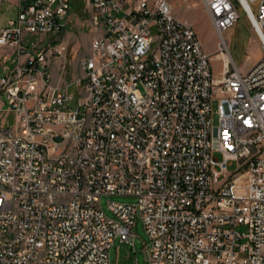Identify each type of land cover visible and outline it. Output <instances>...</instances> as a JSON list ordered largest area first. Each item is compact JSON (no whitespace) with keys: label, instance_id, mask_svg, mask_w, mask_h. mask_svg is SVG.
Here are the masks:
<instances>
[{"label":"built area","instance_id":"built-area-1","mask_svg":"<svg viewBox=\"0 0 264 264\" xmlns=\"http://www.w3.org/2000/svg\"><path fill=\"white\" fill-rule=\"evenodd\" d=\"M200 1L221 53L245 12L262 49L248 70L213 71L169 0H86L95 35L71 92L50 73L66 45L40 40L72 0H18L0 28V67L4 49L16 60L0 76L15 117L0 120V264H109L138 213L149 264H264V0ZM103 195L136 201L109 200L110 218Z\"/></svg>","mask_w":264,"mask_h":264},{"label":"rangeland","instance_id":"rangeland-1","mask_svg":"<svg viewBox=\"0 0 264 264\" xmlns=\"http://www.w3.org/2000/svg\"><path fill=\"white\" fill-rule=\"evenodd\" d=\"M15 0H0V27L7 25L9 19H15L18 13V6ZM175 16L185 23L191 25L201 41L203 49L210 55L212 69L218 72L221 67L222 59L219 54L229 55L234 64L245 72L252 66L255 59L262 55L261 45L257 36L253 32L250 22L245 12L240 9V16L232 27L225 30L222 37L225 40V48L221 53L218 50L217 42L219 35L214 30L210 16L206 11L204 4L200 0H169ZM255 9V5H253ZM95 35L90 24V9L86 0H72L71 8L67 16L65 30L56 35H46L40 40L42 44L48 42H59L67 47L64 58L52 60L50 73L53 81L58 85H67L71 92H75V86L72 81L82 74L80 63L86 56L90 41ZM29 39L33 42L40 39L39 35H30ZM40 43V44H41ZM5 50V51H4ZM2 52L7 53V69L0 67V76L12 68L16 62L15 56L6 49ZM9 54L11 55L9 57ZM64 61V64H63ZM253 63V64H252ZM74 104V102L72 103ZM217 102L212 104L213 111L216 110ZM0 120H5L6 125L13 126L15 117L5 111L0 112ZM217 116L214 114V122ZM219 157V154H216ZM236 167L235 162H231L229 170ZM122 203H134L136 197L128 195H103L100 199V205L106 216L115 218V215L108 207V201ZM135 238L133 243L120 241L116 238L109 250V264H149L145 253V246L149 243V236L145 230L142 218L138 213L134 225Z\"/></svg>","mask_w":264,"mask_h":264},{"label":"crops","instance_id":"crops-1","mask_svg":"<svg viewBox=\"0 0 264 264\" xmlns=\"http://www.w3.org/2000/svg\"><path fill=\"white\" fill-rule=\"evenodd\" d=\"M14 2H15V4L17 5L18 0H15ZM0 28H1V27H0ZM257 60H258V58L255 59V60L253 61V63H255ZM253 63H252V64H253ZM51 78H52V77H51ZM55 81H56V80H55ZM55 81H53V79H52V83H53V84L57 83V82H55ZM56 85H58V84H56Z\"/></svg>","mask_w":264,"mask_h":264},{"label":"bare ground","instance_id":"bare-ground-1","mask_svg":"<svg viewBox=\"0 0 264 264\" xmlns=\"http://www.w3.org/2000/svg\"><path fill=\"white\" fill-rule=\"evenodd\" d=\"M219 57H224V58H227V59H231L229 55H225V54H219Z\"/></svg>","mask_w":264,"mask_h":264}]
</instances>
